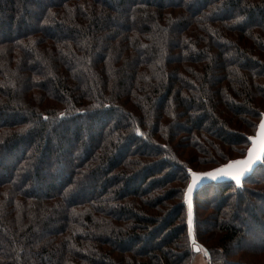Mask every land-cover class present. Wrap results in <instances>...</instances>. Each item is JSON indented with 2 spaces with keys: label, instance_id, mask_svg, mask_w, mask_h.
<instances>
[{
  "label": "trees",
  "instance_id": "16d2710c",
  "mask_svg": "<svg viewBox=\"0 0 264 264\" xmlns=\"http://www.w3.org/2000/svg\"><path fill=\"white\" fill-rule=\"evenodd\" d=\"M262 114L264 0H0V264H195L191 172ZM193 194L209 264H264V162Z\"/></svg>",
  "mask_w": 264,
  "mask_h": 264
},
{
  "label": "snow or ice",
  "instance_id": "6c2138e0",
  "mask_svg": "<svg viewBox=\"0 0 264 264\" xmlns=\"http://www.w3.org/2000/svg\"><path fill=\"white\" fill-rule=\"evenodd\" d=\"M60 115L63 116L64 113H61ZM45 119H47V117H45ZM248 139L251 140L252 147L248 149L246 158L231 160L229 161V163L213 170L212 172H191L192 182L188 185L185 194V199L188 203V232L189 237L191 238V244L193 249L196 251H203L205 255H207V249H204L201 245L197 243L192 228L193 210L191 195L193 189L197 186L198 182L205 177L211 178L213 180L227 177L233 180L236 186H241L242 178L245 177L247 173L253 170V165L256 164L258 161L264 162V119H262L260 122L259 131L257 135L249 137Z\"/></svg>",
  "mask_w": 264,
  "mask_h": 264
},
{
  "label": "rangeland",
  "instance_id": "374dc122",
  "mask_svg": "<svg viewBox=\"0 0 264 264\" xmlns=\"http://www.w3.org/2000/svg\"><path fill=\"white\" fill-rule=\"evenodd\" d=\"M262 120V119H261ZM261 122V121H260ZM260 125V124H259ZM259 128V127H258ZM258 130V129H257ZM257 133V132H256ZM256 135V134H255ZM254 135V136H255ZM247 154V153H246ZM235 156H238V155H235ZM246 156V155H245ZM244 156V157H245ZM240 158H243V157H238V158H234V159H232V160H237V159H240ZM227 163H229V162H227ZM227 163H225V164H227ZM225 164H223V165H225ZM223 165H221V166H223ZM221 166H218V167H216V168H213V169H206V170H201L200 172H212L213 170H215V169H217V168H220ZM201 194V193H200ZM200 194H197V196L196 197H199V195ZM195 194H193L192 195V198H191V202H193V196H194ZM200 197H201V195H200ZM192 210H193V203H192ZM186 212H187V219H188V203H187V205H186ZM192 222H193V220H192ZM192 228H194L193 227V225H192ZM193 233H194V229H193ZM203 247V246H202ZM204 248V247H203ZM195 257V260H196V263L195 264H209V256H208V254L207 255H205V253L203 252V251H197V253H196V255L194 256Z\"/></svg>",
  "mask_w": 264,
  "mask_h": 264
},
{
  "label": "water",
  "instance_id": "95a60500",
  "mask_svg": "<svg viewBox=\"0 0 264 264\" xmlns=\"http://www.w3.org/2000/svg\"><path fill=\"white\" fill-rule=\"evenodd\" d=\"M262 119H264V116H263V118ZM258 131H259V128H258V130H257V133H258ZM257 133H256V135H257ZM255 135V136H256ZM250 147H252V144L250 145ZM249 147V148H250ZM248 153V152H247ZM246 156H247V154H246ZM246 156L245 157H243V158H240V159H244V158H246ZM261 161H258L256 164H254L253 165V170L252 171H250L249 173H247L246 175H245V177H243L242 178V181L246 178V177H248L253 171H254V169L256 168V166L260 163ZM200 173H203V172H200ZM227 180H231L230 178H227V177H224V178H218V179H216V180H213V179H211V178H208V177H205V178H203L202 180H200L199 182H205V181H227ZM233 181V180H232ZM198 182V183H199ZM195 189V188H194ZM194 189H193V192H194ZM193 192H192V195H193ZM192 195H191V198H192Z\"/></svg>",
  "mask_w": 264,
  "mask_h": 264
}]
</instances>
